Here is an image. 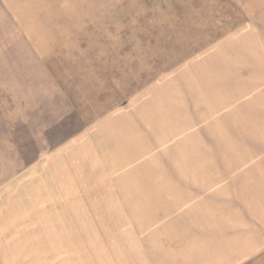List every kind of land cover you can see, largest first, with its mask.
I'll use <instances>...</instances> for the list:
<instances>
[{
    "label": "rangeland",
    "instance_id": "rangeland-1",
    "mask_svg": "<svg viewBox=\"0 0 264 264\" xmlns=\"http://www.w3.org/2000/svg\"><path fill=\"white\" fill-rule=\"evenodd\" d=\"M256 45L261 78L264 0H0V264H149L118 218L102 123L182 73L226 111L227 58Z\"/></svg>",
    "mask_w": 264,
    "mask_h": 264
},
{
    "label": "crops",
    "instance_id": "crops-1",
    "mask_svg": "<svg viewBox=\"0 0 264 264\" xmlns=\"http://www.w3.org/2000/svg\"><path fill=\"white\" fill-rule=\"evenodd\" d=\"M242 51L227 58L229 77L233 59L241 58L248 84L238 93L228 81L226 111L206 105L210 91L191 88L182 73L150 104L102 123L97 148L103 169L108 161L117 176L116 210L132 227L134 257L149 264H264V75L257 78L263 51Z\"/></svg>",
    "mask_w": 264,
    "mask_h": 264
}]
</instances>
